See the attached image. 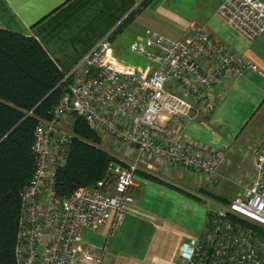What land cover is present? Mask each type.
<instances>
[{
	"label": "built area",
	"instance_id": "1",
	"mask_svg": "<svg viewBox=\"0 0 264 264\" xmlns=\"http://www.w3.org/2000/svg\"><path fill=\"white\" fill-rule=\"evenodd\" d=\"M217 14L248 41L264 33V0H223ZM112 47L109 35L65 74L67 92L36 127V166L22 193L18 264H103V255L85 243V231L121 225L144 165H168L208 180L223 175L224 151L188 137L181 124L213 112L227 81L258 71V65L197 24L180 38L146 29L131 45L145 67L119 63ZM73 113L110 145L114 160L106 179L61 197L55 174L68 159ZM252 166L229 202L203 197L208 218L200 235L182 243L181 264H264V135L253 148Z\"/></svg>",
	"mask_w": 264,
	"mask_h": 264
},
{
	"label": "crops",
	"instance_id": "2",
	"mask_svg": "<svg viewBox=\"0 0 264 264\" xmlns=\"http://www.w3.org/2000/svg\"><path fill=\"white\" fill-rule=\"evenodd\" d=\"M157 1L153 0V3ZM141 2L0 0V28L35 37L66 74L111 35ZM205 2L209 4V0ZM152 4L126 28L132 29L136 25L135 29H141L135 33L133 42L143 39L146 29L173 38L188 32V27L171 29L162 24V6L154 8ZM213 8L209 5L200 8L199 17L204 19L206 30L259 67L258 71L248 70L243 76L229 79L225 98L217 108L209 114H200L183 126L182 131L188 137L221 149L230 147L234 140L231 139L242 133L249 123L259 119L264 121V33L256 40L248 41ZM190 9L195 11V8ZM144 19H150V22L145 24ZM199 117L202 119L196 120ZM143 168L137 175L138 185L131 189L135 202L125 207L121 225L112 229L106 224L85 231V243L93 245L103 255V264H181L182 243L200 235L204 229L208 207L186 192L194 194V188L191 191L188 187L199 189L206 178L163 164L153 163L151 170H146L145 165Z\"/></svg>",
	"mask_w": 264,
	"mask_h": 264
},
{
	"label": "trees",
	"instance_id": "3",
	"mask_svg": "<svg viewBox=\"0 0 264 264\" xmlns=\"http://www.w3.org/2000/svg\"><path fill=\"white\" fill-rule=\"evenodd\" d=\"M152 1L142 0L110 39L124 32ZM64 79L65 73L35 37L0 28V264H18L15 248L22 193L36 166L35 130L41 120L50 119L67 92ZM71 117L73 138L68 159L55 174V189L61 197L106 179L114 160L85 117L77 113ZM186 193L196 200L230 201L204 187Z\"/></svg>",
	"mask_w": 264,
	"mask_h": 264
},
{
	"label": "rangeland",
	"instance_id": "4",
	"mask_svg": "<svg viewBox=\"0 0 264 264\" xmlns=\"http://www.w3.org/2000/svg\"><path fill=\"white\" fill-rule=\"evenodd\" d=\"M204 1L205 0H161L160 2L158 0L155 3H153L152 1L149 5L153 3L152 6L154 8L157 7V5L162 6V24L171 27V29H185V27L189 28L192 24L206 27L204 19L199 17L201 10L200 8L203 9V7H207L209 5L210 8L214 7L213 9L216 13L219 5L223 0H209L208 5L206 4L207 2L204 3ZM191 7L195 8L194 12L192 9H190ZM158 18L159 15L157 19ZM144 22H146L145 24H147L150 22V19L149 21L144 19ZM135 27L136 25H133L132 29H125L124 32L118 34L116 38L112 40V42L114 41V43L113 47L110 50V54L112 58H114L119 63H128L138 67H145L147 64L146 60L131 50V45L133 43L135 33L141 30L135 29ZM163 30L165 29H162V31ZM183 36L184 35H182L181 37ZM199 119L202 118L199 117L196 120ZM186 123L184 124L186 125ZM184 124H181V130L184 129ZM263 135L264 121H261V119H259V121L254 120L253 122L249 123L248 126H246L244 130H242V133H238L231 139L234 140L232 141V145L230 147L221 148L226 154L227 158L222 168L223 175L221 177L219 176L218 178H213L210 180L206 178V181H204L203 185L200 186L218 195H221L228 200H231L238 196L242 190V186L247 182V177L249 176L253 168V148L263 138ZM102 146L103 148H111L106 141L102 142ZM180 185H187V183H180ZM188 185L191 184L188 183ZM195 187L196 186H193L191 188L188 187V189H191L192 191V189L194 188V193H197L198 188ZM202 200L204 199L200 197L199 201L204 202ZM208 206L209 205H207V207Z\"/></svg>",
	"mask_w": 264,
	"mask_h": 264
}]
</instances>
